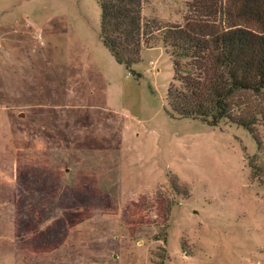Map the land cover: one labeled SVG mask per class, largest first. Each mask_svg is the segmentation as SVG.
<instances>
[{"label":"rangeland","instance_id":"374dc122","mask_svg":"<svg viewBox=\"0 0 264 264\" xmlns=\"http://www.w3.org/2000/svg\"><path fill=\"white\" fill-rule=\"evenodd\" d=\"M100 32L96 0H0V264H264V126L172 114L164 48L128 70Z\"/></svg>","mask_w":264,"mask_h":264},{"label":"trees","instance_id":"16d2710c","mask_svg":"<svg viewBox=\"0 0 264 264\" xmlns=\"http://www.w3.org/2000/svg\"><path fill=\"white\" fill-rule=\"evenodd\" d=\"M96 1L100 40L118 64L130 70L142 50L164 48L172 114L253 135L264 126V0H185L180 24L143 18L142 0ZM254 170L264 176V166Z\"/></svg>","mask_w":264,"mask_h":264}]
</instances>
